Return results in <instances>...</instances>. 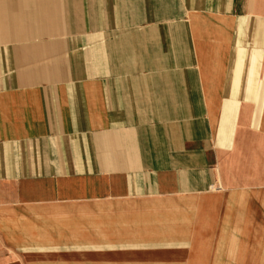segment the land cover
Wrapping results in <instances>:
<instances>
[{"label":"crops","instance_id":"0c3cea01","mask_svg":"<svg viewBox=\"0 0 264 264\" xmlns=\"http://www.w3.org/2000/svg\"><path fill=\"white\" fill-rule=\"evenodd\" d=\"M261 239L264 0H0V264Z\"/></svg>","mask_w":264,"mask_h":264},{"label":"rangeland","instance_id":"374dc122","mask_svg":"<svg viewBox=\"0 0 264 264\" xmlns=\"http://www.w3.org/2000/svg\"><path fill=\"white\" fill-rule=\"evenodd\" d=\"M227 241H229V244H226ZM226 247L227 251L228 252V257L231 258L232 261H236V248L238 246V242H236V240L234 239H231V240H226V242H224L223 244H221L220 246V250H218V252H221V251H224L222 250L223 247ZM250 247H255L254 250L256 252H260V253H264V240H257V241H254L251 243V246ZM186 255L185 254H179V255H170V254H150V255H143V256H136L135 259L136 260H141V261H149V262H155L157 260H162V261H165V262H171L173 260L175 261H178L177 263L179 264H184V260L186 259ZM219 257H217V260L215 258V262H218L219 261ZM133 258V257H132ZM250 256L249 254L247 255V260L249 261L250 260Z\"/></svg>","mask_w":264,"mask_h":264}]
</instances>
